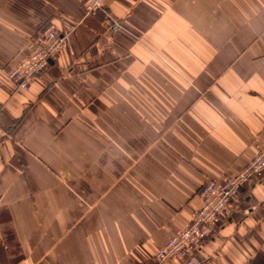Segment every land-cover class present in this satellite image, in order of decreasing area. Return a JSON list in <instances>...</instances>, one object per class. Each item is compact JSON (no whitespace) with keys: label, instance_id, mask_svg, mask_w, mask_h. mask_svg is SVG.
<instances>
[{"label":"crops","instance_id":"0c3cea01","mask_svg":"<svg viewBox=\"0 0 264 264\" xmlns=\"http://www.w3.org/2000/svg\"><path fill=\"white\" fill-rule=\"evenodd\" d=\"M0 0V264H146L264 130V0ZM75 24L19 90L28 40ZM202 264H264V174ZM164 264H185L169 259Z\"/></svg>","mask_w":264,"mask_h":264},{"label":"built area","instance_id":"2783aa9c","mask_svg":"<svg viewBox=\"0 0 264 264\" xmlns=\"http://www.w3.org/2000/svg\"><path fill=\"white\" fill-rule=\"evenodd\" d=\"M105 0H84L86 15L105 14ZM60 22L59 29L50 24L28 40L27 53L7 71V78L17 89L27 90L35 78L44 73L51 61L68 45V38L76 26ZM256 155L237 174L220 180L207 181L199 191L201 207L193 211L191 219L154 254L146 264H164L169 259H181L185 264H202L197 256L199 247L212 238L214 226L221 219L233 198L264 174V130L255 144ZM136 264V263H135Z\"/></svg>","mask_w":264,"mask_h":264}]
</instances>
